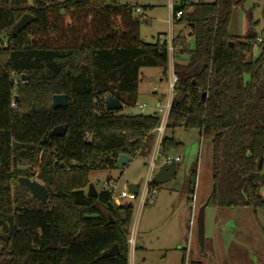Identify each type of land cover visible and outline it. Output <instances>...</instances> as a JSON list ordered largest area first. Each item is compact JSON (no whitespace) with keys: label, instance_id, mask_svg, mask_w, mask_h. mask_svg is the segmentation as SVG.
I'll use <instances>...</instances> for the list:
<instances>
[{"label":"trees","instance_id":"trees-1","mask_svg":"<svg viewBox=\"0 0 264 264\" xmlns=\"http://www.w3.org/2000/svg\"><path fill=\"white\" fill-rule=\"evenodd\" d=\"M116 1L35 0L30 7L21 0L12 8L11 0H0V264H128L131 204L116 206L104 188L95 197L84 189L91 170L114 169L121 155L151 152L160 116L110 112L105 98L135 107L140 69L165 75L169 56L165 45L140 40L135 8ZM246 1L175 7L183 14L176 25H186L188 38L172 42L185 62H173L169 135L159 150L162 156L181 151L175 130H197L210 147V204L218 209H264L261 184L253 183L264 168V27L255 59L259 23L251 13L243 36L228 33L233 10ZM24 14L33 21L11 35ZM54 95H65L66 107L53 110ZM58 126H66L65 135L49 137ZM24 161L39 166L45 203L21 187L12 197L19 175L33 178L18 167ZM189 174L192 195L196 165ZM115 245L117 255H103Z\"/></svg>","mask_w":264,"mask_h":264},{"label":"rangeland","instance_id":"rangeland-1","mask_svg":"<svg viewBox=\"0 0 264 264\" xmlns=\"http://www.w3.org/2000/svg\"><path fill=\"white\" fill-rule=\"evenodd\" d=\"M20 1L21 0H11L12 8L19 7ZM201 1L211 3L214 0ZM25 2L26 5L30 7H33L35 4V0H25ZM116 3L121 6L131 5L134 8H140L141 14H135V16L140 17L139 19L141 20L139 37L142 42L152 44L157 42L159 38H165L168 36L170 29L167 20L170 12L167 8V0H117ZM177 3L178 1H174L175 5ZM263 8L264 0H247L242 7L235 8L232 12L228 24V33L237 37L243 36L247 32L249 27L247 15L251 13V22L259 23L255 28V32L257 33L258 38H260L262 36L261 31L264 27V21L262 20ZM172 32V39L178 36L188 38V29L185 24L174 25L172 28ZM187 38L186 40L188 41ZM258 43L259 42H257L256 46H254L252 54L254 59L259 55ZM174 54L175 57H173ZM168 56V68L165 75H163L162 71L157 68L140 69V81L137 89V104L133 108L123 107L120 111V114L148 115L155 113L159 107H165L169 95V78L171 75V71H173V62H185L184 60L179 59V53L177 49H173L172 55ZM142 104H144L146 107L143 108L142 111H140L137 106ZM164 135H169V132L164 130L163 136ZM174 138L183 144V149L181 150L183 159L182 163L180 164L179 171L182 172L181 169L184 165L190 166L191 163L197 164L196 168L198 167V178L195 187L193 184L192 188L193 190L195 188L196 191H199L202 187V178L199 174L200 167L202 168L203 173H205L206 175L207 173L208 175H211V152L209 144L202 141L198 134V131L195 129L184 130L183 128H179L175 130ZM156 148L157 145L155 140L151 149L152 153L149 154L148 157L143 159L132 158L131 161L123 168H100L91 170L88 175L89 184H92L94 186L97 193L103 190L106 182H109V184L115 186L114 192L116 193H118L119 190L123 188L127 189L129 185H137L142 188L147 177L150 163L153 161L154 164L156 163V167L153 170V175L157 172L159 166L161 165L163 156L160 154L159 148L157 149L158 152L153 160V155ZM41 161V154H39L37 157L38 165L39 163H41ZM54 163H56L55 160ZM18 167L23 169V171L29 170L33 175L32 180H35L45 186L44 182L41 179H38V175L40 173L39 166H30L27 161H24ZM259 174H264V168ZM20 177L25 176L21 174L18 178ZM181 177V173H177L170 182L162 185V188L155 189L154 195L151 197L148 196L146 198L148 203L142 208H138L141 197L140 191L138 193L137 199L130 201L133 205V212L128 238L130 237V235H132L133 232L132 236L134 238V243L132 245L131 243H129L128 246V264L182 263L183 254L181 252V249L180 247L174 248L175 241L173 238L169 237V235H172V232L176 230L177 226L175 225H177V222L179 221V217L177 216L178 213H172L169 202L168 200H166L168 199L169 193H171L170 188L175 187V190L178 188L176 186L180 184ZM18 178H16V180L11 183L10 189L12 197L16 195L17 187L20 188L17 183ZM193 182L195 183V179ZM211 183V179L210 181L206 182V188L201 198L199 200L196 199V206L198 208L204 203V201L210 194L212 186ZM253 183L257 185L260 184L259 180H253ZM89 184L84 189L86 194ZM259 190L261 197L264 199V184L261 185ZM156 198L159 199V202L154 206V201ZM126 200L129 201L128 199ZM126 200L124 198L120 199V205L128 204ZM212 208V204H209V206L205 210L206 236L208 233V227L213 220ZM218 211H221V209ZM222 212L230 214V221H232V219L234 218L233 220L235 221V224L243 226L242 229L246 230V233L241 238L237 239L234 246L235 252L233 254L231 253L230 255L227 253L226 255L213 254V247L208 246L209 244H205L204 249L208 252L209 255L208 257H206V261L199 264H264V209L231 208L223 209ZM188 216L189 215L186 216L184 214L181 218L182 224H186V234L189 220ZM142 230L147 233L140 240L139 233ZM1 232L2 236L5 239L9 236L7 224H2ZM140 241L142 242V250L137 249L141 245ZM195 242L196 238L194 239V244ZM205 250L204 254H206ZM200 256L205 257L199 252V248L196 243L195 249L190 256L192 264H197Z\"/></svg>","mask_w":264,"mask_h":264},{"label":"crops","instance_id":"crops-1","mask_svg":"<svg viewBox=\"0 0 264 264\" xmlns=\"http://www.w3.org/2000/svg\"><path fill=\"white\" fill-rule=\"evenodd\" d=\"M172 73L173 72L171 71V74ZM157 111H158V109L156 110L155 113H157ZM174 134H175V132L172 134L173 137H174ZM198 134H199V132H198ZM151 153L152 152H150L149 154H151ZM149 154H147V155H138L134 159H137V158L138 159H140V158L143 159V158L148 157ZM173 155L179 156L180 157V162L178 164H176V169L174 171L173 176L167 182H165L162 185H165L168 182H170L175 177V175L177 173H181L182 177H181L180 184H178L176 186L178 188L176 190H175V187L174 188H170L171 193H169L168 199H166V200H168V202H169V205H170L172 213L177 212L178 213L177 216L179 217V221L177 222V225H175V226H177L176 230L173 231L172 232L173 234L169 235V237L173 238L174 241H175L174 248L175 247H177V248L180 247L181 252L183 254L182 248L184 247V242H185V239H186V230H185L186 224H184V225L182 224L181 218L183 217L184 214L186 216L189 215L190 205H191L192 201L194 200V198H195V201H196V199L199 200L201 198V196H202V194H203V192L205 191V188H206V182L210 181L211 175H208V173H207V175L205 173H203L202 168L200 167L199 174H200V176L202 178V184H201L202 187L200 188L199 191L198 190L197 191L194 190V193L192 195L188 194L187 182H188V179H189V176H190L189 173H190V170L193 168V165L197 166V164L191 163L190 166L184 165L183 168L181 169L182 172H180L179 171V167H180V164L182 163L183 154H182L181 151H179V152H177L175 154L173 153ZM161 165H162V162H161ZM155 167H156V163L154 164V169H155ZM149 168H150V165H149ZM196 170H197V168H196ZM148 171H149V169H148ZM210 171H211V164H210ZM152 175H153V171H152ZM162 185H159V187H157V188L158 189L162 188L161 187ZM137 188H138V193H139V191L141 192L142 189H143V187L140 188L139 186H137ZM190 189H192L191 186H190ZM126 191H128V190L123 188V189L119 190L118 193L114 192V196L119 199V200H117L118 203L120 202V199H123V197L121 198L120 196L123 193H125ZM124 199L126 200V198H124ZM127 202H128V204H131L130 201H127ZM158 202H159V199L156 198L155 201H154V203H155L154 206ZM131 206L133 208L132 204H131ZM213 208H212V210H213V212H212L213 220H212V222L210 223V225L208 227L207 236H206V229H205L204 245L205 244L206 245L209 244L208 246L213 247V250H214L213 254H216V255H222V254L226 255V253L229 254V255L231 253L233 254L235 252L234 251L235 250L234 246L236 244L237 239L241 238L243 235H245V233H246L245 231L246 230L242 229L243 226H239V225L235 224V221L233 220L234 219L233 217H232L233 218L232 221H230V219H231L230 214L223 213L222 212L223 209H221V211H218L220 209L215 208V207H213ZM146 233L147 232H145L143 230L139 233L140 240L145 236ZM195 245H196V242H195ZM137 249H139V250L143 249L142 242H141V245ZM208 255L209 254L206 251V254H204L205 257L200 256V259L197 261V264L206 261V257H208Z\"/></svg>","mask_w":264,"mask_h":264},{"label":"water","instance_id":"water-1","mask_svg":"<svg viewBox=\"0 0 264 264\" xmlns=\"http://www.w3.org/2000/svg\"><path fill=\"white\" fill-rule=\"evenodd\" d=\"M33 17L31 15H23L11 28V35L18 34L23 29H25L31 22ZM21 80H25V77L22 76ZM16 99V98H15ZM67 105V97L65 95H54L51 99V108L53 110L62 109ZM122 104L112 96L105 98V109L110 112L119 111L122 109ZM66 133V126H58L52 129L49 133V137H63ZM48 136H44L39 142V145L42 146L43 143L48 141ZM130 158L125 155L119 156L115 163L116 168H123L129 162ZM176 169V163L171 162L169 164H162L159 166L157 172L152 176L151 183L162 185L167 182L174 174ZM259 177L260 184H264V174L255 175ZM18 185L21 188L26 189L31 197L41 203H45L48 198L47 189L44 185L38 183L35 180L29 179L27 177H20L17 180ZM128 192L132 194H138V188L136 185H129ZM215 191V186L212 184L211 192L204 201V203L198 208L197 217H196V243L199 248V252L204 255V240H205V210L209 206L212 196ZM97 192L92 184H89L87 189L88 197H95ZM118 254V248L115 245L114 247L108 249L104 252V256H115Z\"/></svg>","mask_w":264,"mask_h":264},{"label":"built area","instance_id":"built-area-1","mask_svg":"<svg viewBox=\"0 0 264 264\" xmlns=\"http://www.w3.org/2000/svg\"><path fill=\"white\" fill-rule=\"evenodd\" d=\"M174 1H178V3L175 5ZM198 2V0H167V8L168 11L170 12L169 17H168V25H169V34L167 37L165 38H159L158 39V43L160 45H165L166 46V50L168 55H172L173 52V32H172V28L174 25H176V22L180 19V17L183 15L182 11H178L175 12V7H181V6H185V7H189L191 4H194ZM134 14L140 15L141 14V10L140 8H135L134 9ZM257 42H261V38L257 39ZM174 57V55H173ZM174 61V59H173ZM177 82V77L172 73L170 75L169 78V95H168V100L167 103L165 105V107H159L157 114L160 116V123L159 126L155 129V140H156V145L157 148L154 152L153 155V160L157 154V149L159 148L160 145V141L161 138L164 134V130H165V124H166V120H167V115L170 109V105H171V101H172V97H173V91H174V86ZM146 106L144 104L142 105H138L137 108L142 111L143 108H145ZM171 162H174L176 164H178L180 162V157L177 155H173V154H167L163 156L162 159V164H169ZM69 168H66V170H68ZM154 169V161L151 162L150 164V168L145 180V183L143 185V189L141 191V197H140V201H139V206L138 208H142L144 205H146L148 203V201L146 200V198L148 196H153L155 193L154 189H150L149 185L151 183V177H152V171ZM197 171H198V167L196 170V176H195V183H194V187L195 184L197 182ZM105 190H110L113 192L115 191V186L112 184H109V182L105 183ZM195 190V188H194ZM196 191V190H195ZM121 198H126L129 201L132 200H136L138 197V194H132L129 193L128 191H126L125 193H123L121 196ZM113 202L116 206L120 205V203L117 202V200H119L118 198H116L115 196H113ZM197 212H198V207L196 206V201L195 198L192 201L191 205H190V212H189V220H188V228H187V234H186V239H185V243H184V247L182 248L183 250V260H182V264H192V260L190 259L191 253L194 251L195 249V244H194V239L196 238V217H197ZM133 235V232H132ZM130 235V237L128 238V244L131 243V245L134 243V238L133 236Z\"/></svg>","mask_w":264,"mask_h":264},{"label":"flooded vegetation","instance_id":"flooded-vegetation-1","mask_svg":"<svg viewBox=\"0 0 264 264\" xmlns=\"http://www.w3.org/2000/svg\"><path fill=\"white\" fill-rule=\"evenodd\" d=\"M253 179L257 181V180H259V177H257V176L254 175V178Z\"/></svg>","mask_w":264,"mask_h":264}]
</instances>
